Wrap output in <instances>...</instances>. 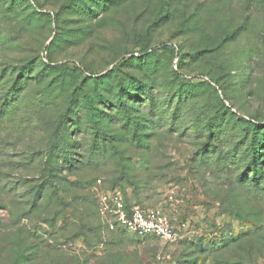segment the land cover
<instances>
[{
	"label": "rangeland",
	"instance_id": "obj_1",
	"mask_svg": "<svg viewBox=\"0 0 264 264\" xmlns=\"http://www.w3.org/2000/svg\"><path fill=\"white\" fill-rule=\"evenodd\" d=\"M10 2L0 0V264H264V179L250 151L264 169V0ZM118 99L127 122L110 108ZM69 105L74 152L87 155L95 117L108 138L82 188L48 151ZM96 190L157 208L175 239L107 232Z\"/></svg>",
	"mask_w": 264,
	"mask_h": 264
},
{
	"label": "trees",
	"instance_id": "obj_2",
	"mask_svg": "<svg viewBox=\"0 0 264 264\" xmlns=\"http://www.w3.org/2000/svg\"><path fill=\"white\" fill-rule=\"evenodd\" d=\"M10 1H11L10 3H12V0H10ZM77 2H78L79 7L81 9H83V8L89 9L88 6H90V4H91L90 2L95 3V5L98 8H100V7L105 8L107 0H88L89 3L85 2V0H77ZM83 11L84 10H82V12ZM44 17H47V15H45ZM229 35L230 34H228V36ZM144 52H146V50H144ZM139 54L144 55L143 52H141ZM121 104H122L121 100L118 99V101L114 102V105H111L110 108H112L113 111L115 110L114 111L116 114L115 117H118V119H117L118 121H126L127 122V120L129 118H131V117H129L130 111H128L127 105H121ZM220 110H221V107H217L216 110L214 111L213 117L207 120L206 126L208 128L207 131H208L209 135H211V133H212L213 123H214L215 119L218 118V116L220 114ZM73 111L74 110H73L72 105H69L66 108V111L61 114L56 125L54 126L53 136H54L55 144H51L48 147L49 148L48 151H49L50 155L56 156L57 158H59V155H62L64 162H66L69 165V169L74 170L76 173L78 172V176H77L78 182H76L75 185L82 188L81 184L85 182V179H83V177H79V175H80L79 172L82 171V169H84V168H88L94 161H96L98 156H104L107 153L106 141H108V138L102 139V137H101L104 133L103 130L101 129V124L103 123L104 119L101 116L95 117L96 119L94 120V124H93V130H94L93 145L91 146L89 151H87V155L86 154L83 155L82 153L74 152L77 149L80 150L81 147H78V145L75 142H72L71 139H68L64 142V137H65V132H66L65 131V122H66L68 116ZM117 120H115V121H117ZM139 129L140 128H138V122L133 123V127L131 130L133 139H136L139 136L137 133L139 131ZM250 151H251V155H252L251 156L252 160L254 162H256V164H257V166L255 168H253V172L255 173L254 176L256 179H258V178L264 179V169L262 167V164L258 163L260 160L259 159L260 155H259V151H258L257 147H250ZM76 155H79L81 160L76 161L74 163V159L72 158V156H76ZM49 167L51 169V166H49ZM82 198H83V196H79L75 192V195L73 198L74 204L76 206V209L74 211V219L76 220V222H78L80 224V226L78 228L76 227V230H78L81 234H84V228H86L88 226L85 225L86 223L84 222V220L86 218V214L84 212L86 210V203L82 200ZM123 201H124L125 205L128 208H130L129 204L124 199H123ZM34 203H35V200H34ZM94 211H95L94 214L97 216L101 225L106 230L103 221L100 219V217L98 215L95 200H94ZM88 214H89V212L87 211V215ZM118 231L119 230H116V231H113L111 233H116Z\"/></svg>",
	"mask_w": 264,
	"mask_h": 264
},
{
	"label": "built area",
	"instance_id": "obj_3",
	"mask_svg": "<svg viewBox=\"0 0 264 264\" xmlns=\"http://www.w3.org/2000/svg\"><path fill=\"white\" fill-rule=\"evenodd\" d=\"M100 180L97 183L100 184ZM95 204L106 231L126 230L140 237L153 235L163 241H173L175 234L157 208H128L117 191L96 190Z\"/></svg>",
	"mask_w": 264,
	"mask_h": 264
}]
</instances>
